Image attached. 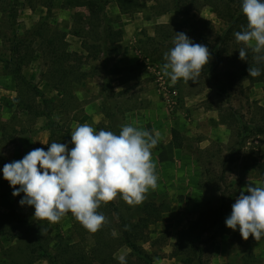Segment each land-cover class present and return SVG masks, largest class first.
Masks as SVG:
<instances>
[{"label":"rangeland","instance_id":"374dc122","mask_svg":"<svg viewBox=\"0 0 264 264\" xmlns=\"http://www.w3.org/2000/svg\"><path fill=\"white\" fill-rule=\"evenodd\" d=\"M105 1L108 22L122 32V41L113 45L107 40L105 51L97 49L90 55L83 65L86 79L75 84L67 97L50 82L48 61L36 49L38 42L34 43V58L23 68L27 78L55 106L53 127L72 133L76 125L87 123L97 132L118 135L122 125L132 124L159 136L152 149L157 188L150 189L136 206H129L119 196L114 200L121 216L131 224L145 216V206L154 205L158 210L160 217L144 228V239L139 242L151 264H264V238L256 241L250 236L244 240L238 228L234 231L223 226L218 231L213 225L214 212L221 204L233 205L247 183H263L257 165L264 162V134L258 133L259 128L264 130V85L240 77L230 82L225 75L227 63L214 71L211 57L197 82L180 80L173 85L161 69L166 62L164 53L174 46L176 33H185L194 41L184 17L170 0ZM100 2L5 0L0 7V183L4 186L0 201L12 206L32 226L40 227L45 237L63 238L71 245L78 243L83 228L71 213L55 224L36 222L34 207L21 206L24 194L13 196L14 189L3 178L5 163L19 161L36 148L47 151L51 134L47 117L35 118L14 103L18 91L8 68L12 59L8 39L12 38L11 26L23 38L30 37L41 22L66 32L71 49L86 55L82 39L74 32H83L87 43L101 47L104 23L100 15L90 11L92 4ZM10 12L16 15L14 24ZM191 14L196 20L210 21L216 32L225 28L207 6ZM162 36L171 38L162 41ZM153 38L160 45L155 54ZM239 47L232 42L230 50L239 56ZM172 129L182 135L181 149L174 146ZM7 212L1 208L0 218ZM118 216H106L102 226L110 227L116 237L121 235ZM4 224L0 220V226ZM93 238L96 234L89 245ZM1 240L0 264L9 263L10 253L18 256L24 244L8 237ZM115 255L118 260L124 256L126 264H146L125 246Z\"/></svg>","mask_w":264,"mask_h":264},{"label":"clouds","instance_id":"9594fccd","mask_svg":"<svg viewBox=\"0 0 264 264\" xmlns=\"http://www.w3.org/2000/svg\"><path fill=\"white\" fill-rule=\"evenodd\" d=\"M247 25L234 33L239 58L247 61L249 50L256 65L264 63V0H242ZM173 47L164 53L162 74L174 85L183 80L197 82L209 63V49L193 43L182 32L176 33ZM248 76L258 77L260 67L248 68ZM159 136L132 124L121 126L119 134L95 131L85 123L76 125L68 144L52 142L31 150L19 161L3 166V178L14 189L13 196L23 193L20 205L35 209L33 219L58 223L71 215L89 232L95 233L106 222L98 211L118 196L129 206L141 204L149 190L157 188L156 164L152 149ZM19 186V187H17ZM245 193H248L247 195ZM225 224L239 229L244 240L264 238V183H247L232 205ZM119 264H126L124 256Z\"/></svg>","mask_w":264,"mask_h":264},{"label":"trees","instance_id":"16d2710c","mask_svg":"<svg viewBox=\"0 0 264 264\" xmlns=\"http://www.w3.org/2000/svg\"><path fill=\"white\" fill-rule=\"evenodd\" d=\"M170 1L173 7L184 17L185 24L190 31V36L195 41L192 42L202 44L209 49L210 57L214 63V71H217L223 63H227L225 75L230 82L240 77L250 83H262L264 85V63L256 65L253 60V53L250 50L247 61H242L237 54H234L230 50L231 43H236L234 33L242 31L247 25V19L241 10L242 0ZM4 2L5 0H0V7ZM107 4L108 1L104 2V0H101L100 4H92L90 9L91 13L97 14V17L100 15V20L104 23L103 37L100 36V39L102 38L104 41L101 42V47L87 43L86 38L82 35L83 32H74L76 37L82 39V47L86 51V55L71 49V44L67 41L66 32L52 29L44 23L40 22L35 26L30 34V37H33L31 41L29 40L31 39L30 37H19L16 30L12 28L14 26H11L12 38L8 39V41L11 45L12 59L8 63L10 64L8 68L15 79L18 91L14 103L17 108L25 113L34 115L35 118L45 116L50 120V143H66L69 149L74 147L70 143L71 133L69 130L60 131L57 126L53 127L55 125L53 123L55 122L52 119V115L55 106L46 98L44 92L33 85L27 78L23 68L34 58L36 54L34 43L38 42L36 49L42 53L44 60L48 61L47 74L50 82H53L52 84L56 89L62 92L64 97H67L72 92L75 84H81L86 79L87 73L83 69V65H85L90 55L93 52L97 53V49L105 51L107 40L111 39L110 41L113 45L122 41V32H119L120 30L115 31L111 23L108 22L106 13ZM204 6L209 7L223 21L225 28L221 32H216L210 21L204 19L196 20L195 16L191 14L193 10L199 11ZM10 15L11 22L14 24L16 22V15H14V12H10ZM164 38L168 39L171 36H162V41ZM155 39H151L154 54L159 51L160 46ZM250 65L260 67L261 74L258 77L248 76L247 70ZM258 133L264 134V130L259 128ZM172 139L177 149L183 147V138L179 130L172 129ZM0 158L2 159L1 153ZM1 159L0 165L3 164ZM257 171L264 183V162L258 163ZM3 188L4 186L0 183V190ZM1 193L2 191H0V195L3 197ZM1 208L8 209V212L0 218L5 223L2 227L0 226L2 228L0 229V244H2L1 239L4 237L14 239L15 243L22 241L24 244V248L16 253H19L18 256L10 253L9 263L5 262V264H35L38 261H47L48 264H119L115 253L120 246L129 248L139 261L151 264V258L144 252L139 242L144 239V228L150 223H155L160 217L154 205L145 206V216L138 223L131 224L126 222L123 216H121L114 200L106 205L102 204L98 211L105 217L111 213L119 215L118 217L121 221L120 237L114 236L113 232L109 230L110 227L106 229L101 227L95 233H91L83 227L81 228L82 232L80 234L78 232V243L73 245L66 242L63 238L54 240L45 237L40 227L32 226L24 216L19 214L12 206L7 205L6 202L0 201ZM231 211L232 204L230 203H223L215 210L213 225L217 226L218 231L222 230L223 226H226L225 220L229 217L226 214L231 213ZM94 234H96V238H93L91 245H89V240L92 239Z\"/></svg>","mask_w":264,"mask_h":264}]
</instances>
